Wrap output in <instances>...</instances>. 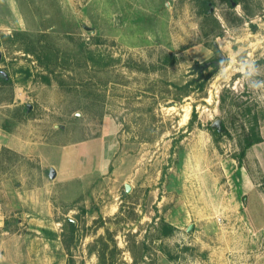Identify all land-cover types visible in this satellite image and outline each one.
<instances>
[{
	"label": "rangeland",
	"instance_id": "obj_1",
	"mask_svg": "<svg viewBox=\"0 0 264 264\" xmlns=\"http://www.w3.org/2000/svg\"><path fill=\"white\" fill-rule=\"evenodd\" d=\"M0 61V143L86 163L0 157V264H264V0H0Z\"/></svg>",
	"mask_w": 264,
	"mask_h": 264
},
{
	"label": "crops",
	"instance_id": "obj_2",
	"mask_svg": "<svg viewBox=\"0 0 264 264\" xmlns=\"http://www.w3.org/2000/svg\"><path fill=\"white\" fill-rule=\"evenodd\" d=\"M261 136L263 141L251 146L247 153L246 159L249 163H258L262 166V161L264 159L261 158L259 160L256 155H253L255 148H264V124L261 127ZM92 143V142H91ZM89 143L85 145L87 148ZM15 154L16 156L28 158V160H32L36 158L43 164V168L48 169V173L53 168L56 171V178L59 182H72V181H80V178H83V174H85V166L86 163L83 164V160H79L82 164H80L76 158L78 157V151L71 149L70 147H62L56 144H46L43 147L40 145L32 144L30 140L23 139L21 141H4L0 143V157L3 158L4 153ZM79 153L85 158V153L79 151ZM100 156V155H99ZM98 156V158H99ZM88 157V156H87ZM0 158V159H1ZM80 159V158H79ZM99 162V164H97ZM96 164H94L95 172L100 171L104 172L105 168L109 165L110 159L108 155L102 153L101 158ZM262 173H264V168L262 167ZM240 172L244 174V178L246 179L245 186H248V180L250 179V175L245 168H241ZM246 174V175H245ZM50 177V176H49ZM51 179V178H50ZM2 215V214H1ZM0 215V229L5 226V216Z\"/></svg>",
	"mask_w": 264,
	"mask_h": 264
},
{
	"label": "trees",
	"instance_id": "obj_3",
	"mask_svg": "<svg viewBox=\"0 0 264 264\" xmlns=\"http://www.w3.org/2000/svg\"><path fill=\"white\" fill-rule=\"evenodd\" d=\"M18 34H19V33H16V35H18ZM3 37H4L6 40H11V39H12L11 36L3 35ZM31 53H32V52H31ZM49 53H50V52H49ZM49 53H46V58H48V59H49L50 56H51V53H50V54H49ZM34 54H35V53H34ZM40 59H41V58H40ZM168 60H169V59L166 60V63H168V64H172V61H168ZM173 60H174V59H173ZM0 62H1V61H0ZM197 64H198V63H197ZM201 74H203V73H201ZM212 75H213V73H211V74L209 75V77H211ZM45 79H46V81H50L49 78H45ZM0 81H2L3 84H6L7 82H9V80L7 79V75H4L3 73L0 72ZM200 83H201V80L199 79V80L191 81L188 85H199V88H200V89H204V83H201V84H200ZM186 87H187V85H186L185 87H183V88H186ZM216 131H217V133H219V134H220V132H221V130H218V129H216ZM262 141H263V138H262L261 135H258V134L254 135L252 142H251V141L248 142L247 147H246V150L249 149V148H250L251 146H253L254 144L260 143V142H262ZM241 157H242V158L245 157V151L241 153ZM69 223H70V225H71V229H74V228L76 227L75 222L71 221V222H69ZM156 230H158V234H159V235L157 236V239H162V238H164V237H169V236L174 235L175 232L177 231V228H176L175 226L171 225V224H168V223L162 221V223L157 227ZM66 247L69 249L70 245H66ZM132 253H133V257H134V259H135L136 254H135L133 251H132Z\"/></svg>",
	"mask_w": 264,
	"mask_h": 264
},
{
	"label": "water",
	"instance_id": "obj_4",
	"mask_svg": "<svg viewBox=\"0 0 264 264\" xmlns=\"http://www.w3.org/2000/svg\"><path fill=\"white\" fill-rule=\"evenodd\" d=\"M220 59H221V61L217 65L224 66L225 65V62H226V57L223 54H220ZM28 108L31 109V106L29 105ZM212 128L213 129L220 130V128H221V121L220 120L216 121L212 125ZM49 176H50L51 179H55L56 178V171L53 168L50 170ZM130 189H131V187L129 185H127L126 186V191L129 192ZM191 230H192V227H189V231H191Z\"/></svg>",
	"mask_w": 264,
	"mask_h": 264
},
{
	"label": "flooded vegetation",
	"instance_id": "obj_5",
	"mask_svg": "<svg viewBox=\"0 0 264 264\" xmlns=\"http://www.w3.org/2000/svg\"><path fill=\"white\" fill-rule=\"evenodd\" d=\"M220 60H221V59H220ZM218 63H219V61H213V62H211L210 65H208V66H214V65H217ZM206 66H207V65H206ZM206 66L204 67V70L201 69V72H202V73H204L205 69L208 68V66H207V67H206Z\"/></svg>",
	"mask_w": 264,
	"mask_h": 264
}]
</instances>
